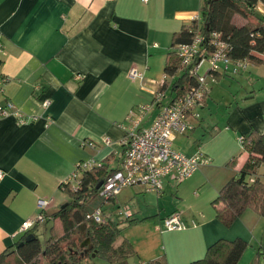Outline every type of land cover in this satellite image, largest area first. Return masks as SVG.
<instances>
[{
  "label": "crops",
  "instance_id": "1",
  "mask_svg": "<svg viewBox=\"0 0 264 264\" xmlns=\"http://www.w3.org/2000/svg\"><path fill=\"white\" fill-rule=\"evenodd\" d=\"M203 4L204 0L147 4L140 0H0V77L5 79L0 103H11L25 119L10 114L0 121V171L5 174L0 181V256L24 236L21 227L39 213L40 200L49 202L47 215L68 203L61 185L78 163L106 162L110 171L121 168L127 116L132 109L147 106L141 126H151L160 110L155 103L161 88L157 83L166 71L174 36L192 25ZM133 68L143 73V80L130 78ZM229 75L234 76L207 79L212 82H208L209 94L195 110L200 119L193 121L194 130L177 135L174 142L175 149L187 157L201 152L210 163L184 182L166 179L160 197L142 187L125 188L110 204L129 203L131 208L125 212L131 219H145L122 233L132 243L137 264L163 257L168 264H191L203 259L217 241L236 239L248 243L238 264H264V217L247 209L226 227L213 206L231 178L213 166L216 151L207 147L222 136L225 157L232 159V165L237 163L238 173L249 157L245 152L241 161L235 158L239 139L251 132L264 134V65H250L240 74L251 82L247 99H253L240 108L230 97L231 88L214 87ZM172 85L162 92L163 104L177 97ZM46 100L48 107L43 105ZM221 105L226 117L216 124L217 137H203L211 125L206 115ZM105 138L111 144H104ZM92 143L97 147L92 148ZM173 214L181 215L185 230H166L164 220ZM58 226L62 231V225L55 223ZM97 259L82 264H109Z\"/></svg>",
  "mask_w": 264,
  "mask_h": 264
},
{
  "label": "trees",
  "instance_id": "2",
  "mask_svg": "<svg viewBox=\"0 0 264 264\" xmlns=\"http://www.w3.org/2000/svg\"><path fill=\"white\" fill-rule=\"evenodd\" d=\"M259 6L264 7V0H204L201 22H192L190 27L174 36L165 71L171 79L160 88V92L173 84V91L181 96L197 84V77L183 68L178 57L179 46L190 44L197 32L207 36L214 32L220 33L229 45L228 55L231 59L263 66L264 58L258 55L264 56V13L255 11ZM247 11L255 16L257 25H235L234 17H246ZM224 75L228 74L217 73L214 78L216 80ZM243 148L249 154L247 161L213 201L217 219L226 227H231L247 209H253L264 217V183L258 176L259 169L264 166V134L251 132L244 137ZM107 167L106 162H101V167L83 174L76 191L68 189L69 201L66 206L50 215L52 219L45 223V226L49 223L53 225L48 228L50 239L46 245H42L39 239L38 225L0 256V264H7V260L13 256L17 258L15 264H40V258L44 259V264H82L92 259L93 254L109 264H129L136 254L131 243L122 235V222L130 225L136 220H132L131 215L122 220L116 219L114 213L103 211L101 204H111L115 199L105 201L100 196L101 189L97 187L119 170L110 171ZM98 209L102 210L103 223H98L94 218ZM56 222L62 225V231L59 226L55 228ZM30 234L36 240L21 246ZM120 238H123L122 243L117 245ZM89 246H92L91 250ZM247 248L248 243L242 239L219 240L208 248L203 259L191 264H238ZM147 264L168 263L163 257Z\"/></svg>",
  "mask_w": 264,
  "mask_h": 264
},
{
  "label": "built area",
  "instance_id": "3",
  "mask_svg": "<svg viewBox=\"0 0 264 264\" xmlns=\"http://www.w3.org/2000/svg\"><path fill=\"white\" fill-rule=\"evenodd\" d=\"M140 1L147 4L151 0ZM201 19V15H196L193 22L200 23ZM1 39L0 31V52H2ZM228 52L229 45L218 32L211 33L209 36L203 32H197L190 44L179 46L178 57L182 66L197 77V84L191 86L185 94L178 95L168 104H163L165 94L158 91L155 94V103L160 105V110L148 128H143L141 125L149 107L142 106L130 111L123 126L125 136L121 141V146L124 149L121 168L103 181L100 188V196L105 201L115 199L125 188L135 187L155 192L160 197L163 194L166 179L173 178L178 183L184 182L190 179L201 165L210 163V160L201 152L193 157H187L175 149L174 142L177 135H184L194 130L193 121L200 119V115L195 113V110L204 103L209 94L207 82L209 77L215 81L214 75L217 73L240 75L248 70L250 66L248 62L231 59ZM204 64L208 65V70L202 74ZM129 76L133 80H143L144 78L143 73L136 68L131 69ZM170 79L171 77L164 73L160 82L157 83L158 87H162ZM4 85L5 79L0 77V94L4 91ZM49 104V100L43 102L45 107H48ZM10 114H13L19 121L25 120L24 115L15 110L14 105L0 103V121ZM33 120H37V118L34 117ZM50 123L49 121L48 124ZM239 142L243 145L244 138H240ZM103 143L109 145L111 141L109 138H105ZM90 146L97 147L94 143ZM98 167H101V162L78 163L75 171L62 183V190L76 191L80 186L83 174ZM4 175V172L0 171V181ZM48 205L49 202L46 200L38 202L39 213L23 223L21 234L25 235L36 226L45 224L52 219L45 213ZM120 213H123L125 218L130 217L127 212ZM94 218L98 223L104 222L101 209L96 210ZM164 226L168 231H182L186 228L180 214H173L166 218Z\"/></svg>",
  "mask_w": 264,
  "mask_h": 264
},
{
  "label": "rangeland",
  "instance_id": "4",
  "mask_svg": "<svg viewBox=\"0 0 264 264\" xmlns=\"http://www.w3.org/2000/svg\"><path fill=\"white\" fill-rule=\"evenodd\" d=\"M256 12H261L263 13V9L261 8V6H259L257 9H255ZM233 23L237 26H243V25H250V26H256L257 25V21L255 16L250 12L247 11V16L243 17L240 15H236L233 19ZM208 70V65L204 64L202 66V74H204L206 71ZM263 70V69H262ZM209 83H212L211 80H208ZM218 82H215V84ZM251 82H247L245 79H243V76L240 75H234L231 76L229 75V77H226L224 79V81L222 82V84H220V86H214L216 87V89H219L221 87H229L231 88V99H233L234 101V105L238 108H240L241 105H243V102L246 101H252L253 99H247L248 95L251 96V92H252V87L250 86ZM224 85V86H223ZM223 91L220 90L217 92V94H221ZM238 103V104H236ZM224 106H226V104H223ZM225 109L223 108V106L221 105L219 108H214V111L211 115H206L205 120L208 122H210V127L207 129V131L205 132L203 137H207V135H210L212 138H215V136L217 137L218 134H216L215 132L217 131L218 127L216 126V124H219V122H221L222 120L225 119L226 116H224L225 113ZM207 122V123H208ZM206 123V124H207ZM221 125H219L220 127H224L223 123H220ZM214 129V131H213ZM216 130V131H215ZM202 137V138H203ZM223 137L219 136L214 143H210L211 145L209 147H207V150H214L216 151V153L214 154L215 157H213V166L217 167V171L221 174H226L227 176H230L229 178H233L235 177L238 173L236 170V164L231 163L232 159H226L225 157V152L222 150V148L225 146V142L223 141ZM204 144V143H203ZM238 147L237 150H235L237 153L235 155V158L239 161H241V158L243 156H245V150L242 147L241 143L238 141L237 143ZM227 164V166H226ZM258 176L261 179V181L264 183V166H262L259 171H258ZM122 193V191L119 193V195ZM118 195V196H119ZM64 198V196H63ZM137 198V197H136ZM136 198L134 200H136ZM66 201H69V196H67ZM121 206L119 207V205H115L114 207H112V205L105 203V204H101L103 206V211L107 212V213H114V216L116 219H120V218H125L123 213H120L122 210V212H125L126 208H131V205L128 204H121L119 203ZM60 210V208H59ZM59 210H57L55 213H57ZM140 214V216H143L141 213H137ZM134 219L136 220L135 223L130 224V225H125V222H122L123 224V234H125L128 230H130L133 227H136L139 222L144 221L145 219H139L136 216L134 217ZM122 220V219H120ZM57 225H59L58 222H56ZM49 225V224H47ZM51 225V224H50ZM49 225V226H50ZM45 226V225H44ZM53 226V225H52ZM52 226H50L49 228H51ZM125 232V233H124ZM39 239L42 243V245H46L47 241L50 239V230L48 229L47 231L45 230L44 227H42L40 229V233H39ZM57 236V235H54ZM124 238L127 239L126 236H124ZM260 241V240H259ZM263 241V238H262ZM130 242V241H129ZM131 243V242H130ZM132 244V243H131ZM262 258H264V256H262ZM17 261L16 256L10 257L7 260V264H15ZM103 261L102 258H98L96 260V262L99 263H103L101 262ZM44 263V259L40 258V264ZM129 264H137L135 261V258H131L129 261Z\"/></svg>",
  "mask_w": 264,
  "mask_h": 264
},
{
  "label": "water",
  "instance_id": "5",
  "mask_svg": "<svg viewBox=\"0 0 264 264\" xmlns=\"http://www.w3.org/2000/svg\"><path fill=\"white\" fill-rule=\"evenodd\" d=\"M102 185H103V182H100V184L98 185L97 188L100 189L102 187ZM64 206H66V205H64ZM34 240H36V237L34 235L30 234L26 237L25 242L21 243V246H23L25 243H30ZM87 243H89V241H87ZM91 249H92V246H89V250H91ZM95 257H96V254H93L92 258H95Z\"/></svg>",
  "mask_w": 264,
  "mask_h": 264
}]
</instances>
